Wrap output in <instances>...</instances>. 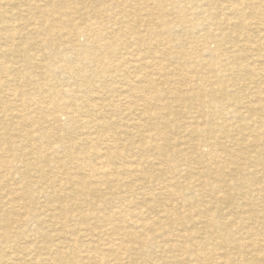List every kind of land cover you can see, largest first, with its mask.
Instances as JSON below:
<instances>
[{"label":"bare ground","instance_id":"1","mask_svg":"<svg viewBox=\"0 0 264 264\" xmlns=\"http://www.w3.org/2000/svg\"><path fill=\"white\" fill-rule=\"evenodd\" d=\"M3 1L0 0V29L4 30V34L0 33V42H2L0 45V74H7L8 78L7 81L0 82V110L8 112L4 114L3 118H0V191H3L2 195L0 194V205L8 207L0 209V264L3 258H9L12 255L24 258L31 253L34 256L30 259L40 257V261L47 264H81L82 259L75 258L74 250L86 247L87 243L83 241L82 237L94 234L93 230H96L95 235L100 238L105 234L102 232L101 223L110 224L109 217L114 214L105 210L104 214L101 213L102 218L94 215L92 209L97 205V202L109 205L123 204L125 208L115 209L123 217L131 210L126 207H133L134 193L137 195L149 193L143 180L147 179L149 173L139 168L142 166L141 160L147 158L151 150L155 151V157L160 163L157 174H154V177L151 176L160 180L158 181L160 193L167 198L177 195L174 187H182L187 178L183 179L182 183H178L174 175L175 172L167 178L166 175L170 169H166L164 161L172 159L174 168L184 165L189 172L187 177H194L191 173L193 172V170L191 171L193 166L191 160L181 157L183 150L173 149L169 146L170 139L181 129L189 133L188 141L195 139V134L197 136L198 141H189L191 142V151L198 149L201 139L203 142L200 145L210 148L218 145L219 151L213 150L208 156L203 155L195 158V162L203 166L204 172L198 189L199 198L206 199L204 200L205 207L201 209L204 222L201 226H196V229H185L179 222L175 224L177 228L181 226L183 229H177L178 238L174 242H170L169 245L166 244L168 248L176 252V254L169 255L168 259L178 263L175 260L179 259V255L185 254V264H264V238L246 244L240 236L243 234L245 238L246 235L264 233V210L253 208L249 201L251 198L258 205H264V136L259 132L260 125L264 124L262 113L264 112V100L261 99L263 104L260 101L258 107L255 106L259 109L255 111L257 125L250 126L249 136L243 138L249 140L251 147L245 144L240 145L239 154H235L237 150L229 147L233 145L229 143L235 138L234 134L239 135L241 128L246 127L244 125L247 122L246 117L236 111V105L242 103L234 92L246 85V79L251 81V77L258 75L257 68L248 61L250 57L247 54L251 47L254 46L257 56L264 59V50L257 47L253 40L254 33L258 36V40L261 35L264 36V2L235 0L236 2L226 5L219 2L215 6V9H228L230 14H234L232 18H214V12L209 7L204 11L206 14L202 18L204 25L202 30L204 29V31L201 33L199 41L205 43L211 38L212 32L209 24L212 26L224 25L226 28L220 32L218 38L222 42L224 38L229 39L228 42L233 48L227 47L223 52V57L220 54L215 55L213 51H207L209 52L207 53L206 49L196 47L195 42H198V39L191 38L194 34L193 29L197 25L193 21L191 11L195 8L199 9L196 5L199 0H189L188 3L182 0H152V5L148 2L149 0H138L136 8L134 7L135 3L130 2L131 0H78L73 5H68V0H47L43 6L39 3L28 4L27 0L26 2L11 0L15 7H22L15 18L4 17L5 13H2V9L9 0ZM207 1L209 0H205V3ZM165 2H169L171 10L178 12L180 17L168 18ZM210 2L212 1L210 0ZM207 6H209L208 3ZM35 20L38 22L35 23ZM139 21L143 22L140 25L147 23V26L137 28ZM35 24L38 25L42 34L38 39H36L38 35L25 34V30ZM250 24L253 26L249 31L246 27H249ZM47 30L48 32H46ZM182 32L188 33L190 41L182 40L180 37ZM21 35L22 40L19 38ZM60 36L65 37L67 41L62 44L61 51L58 48L60 45L56 47L54 42L56 38L60 39ZM124 36L133 39L134 43L138 41L141 47L144 46V49L139 46L136 57L134 52L132 53L133 58L125 53V56L123 54L120 57L116 55L118 44ZM35 45L38 47L34 48L35 51L27 50V46ZM55 47L56 49L52 51ZM44 48L45 50L49 49L47 55H44L45 50L42 51ZM160 48L163 51H176L172 55L174 63L171 64L181 70L180 76L176 79L166 76V73L161 74L163 67L159 64L160 60L164 58H161V54H159ZM188 48L195 55L188 54L190 53ZM34 60L35 62L37 60V64H41L44 60V64L36 66L40 70L38 71V74L41 75L40 78L58 77L60 70L67 72L70 82L64 81L66 88H58V85L51 81L52 84H48L46 90L48 93L46 94L43 92L45 91L44 81L40 83L38 81V84L32 83V77L35 74L28 68ZM139 65L144 71L147 67L153 68L156 70L155 75L138 72ZM261 68L264 70V62ZM194 75L196 77L193 83L194 87L191 86L186 90L181 89L183 82L190 83L191 76ZM97 77H102V79ZM9 78L12 81H19V84L20 82L23 85L28 84L30 87L19 88L15 82L8 81ZM92 79L96 83L92 86L86 85ZM158 79L162 80L161 85L154 82ZM163 84L167 86V90L171 94L168 100H166L167 98L163 100L160 95ZM258 84L260 83L258 82ZM81 85H85L91 92L100 94L99 101L101 102L91 101V98H85L86 95L79 96L74 87L77 88ZM30 92L37 96V98L34 97L35 102L23 103L21 98L23 99ZM190 93L208 94L211 95V98H202L198 103H195L199 105L195 107L198 115L191 118L190 123L184 124L175 118L174 124L171 127L168 126L167 115L162 114L160 109H155L161 108L159 105H164V107L170 108L169 111L174 112L175 106L180 102L186 103ZM58 94L61 96L67 94L70 98H78L79 101L71 109L68 108L67 101L60 102L54 99ZM122 99L125 109H137L138 111L137 116L132 118L133 123L131 124L124 125L121 122L118 125L115 122V120H119L118 113L121 112L119 105ZM43 102L47 104L44 110L40 106ZM203 106L214 110L219 107L232 108L235 120L242 121L241 124L244 125L240 126L241 124H239L240 127L235 126L230 129L225 125L226 123H223L224 119L221 122L216 121V123H221L222 129H219V132L225 137V140L218 142L214 139L210 123H207L213 121L207 118ZM43 111H46L53 122H56L55 126L45 125ZM62 115L67 121L77 122L81 128L85 129L73 135H67L64 131L62 134H57L53 128H63L64 123L59 122ZM160 136L161 138H159ZM200 136L201 138H199ZM150 138H154V140ZM175 138L179 140L180 137L176 134ZM156 139H161L162 143L159 144L155 141ZM103 141L104 147H97V143ZM134 148L138 155L137 171H133L130 164L126 163L128 160H125L133 155V152L135 153ZM175 151L180 156L176 157ZM101 152L104 158H97L96 163L90 162V154H96L95 156L98 157ZM220 153L224 157L217 160L218 156H222ZM144 155L146 156L144 157ZM221 167L231 168L229 172L233 177L231 180L225 178L222 172L224 170ZM58 172H61L62 176L57 175ZM212 174L214 175L211 176ZM15 175L19 176V180L9 183ZM193 180L195 179L193 178ZM117 189H119L118 194H111L113 190ZM182 190L181 188L179 190L180 196H182L180 199L188 207L192 203V199L185 193L183 195ZM40 192L41 202L48 210V213L45 214L47 218L63 223L58 229L56 228L57 230L47 229L46 226V229H42L43 226L40 228L42 223L49 221L35 215L36 205L40 202L38 196ZM217 201L218 203H216ZM69 203L75 204L79 215L78 220L73 222L69 228H64V223L72 216L70 214L72 208L68 205ZM232 203L240 208V213L235 215L231 213L232 215L228 219H220L223 218L222 208L232 205ZM56 206H59V209H55ZM139 207L134 206L133 213H140ZM20 208L25 210L24 217L18 212ZM164 211L158 219L170 220L174 218L172 217L174 212L166 209ZM11 213L13 214L11 215ZM14 213L15 216H13ZM91 218L101 219V222L90 224L88 221ZM246 221L252 222L251 225L255 223L256 230L252 228L255 225L245 227ZM31 224H35V228L32 230L34 236H37L36 242L26 245L24 243L20 248H11L14 246L15 240L28 236L26 231ZM98 225L100 229H97ZM232 226H235L237 231L240 230L239 237L232 234ZM12 227L15 229L13 235L10 234ZM153 229V233L156 234L157 229ZM145 235L142 231H128L123 236L115 238L118 241L115 251L120 253L118 250L121 248L129 250L128 248L131 249L134 243L138 244L137 247L147 244L156 245V240L153 241L154 237L147 238ZM57 236H61L63 240H58L60 238L58 237L56 238L57 242L52 241ZM209 239L216 243V248H222V251L218 252L220 253L218 256L214 255L216 252L210 254V252L196 251V249L202 251L201 249L205 248V243ZM96 243L91 242V245L88 243L87 246L88 248L90 246V249L95 253L92 254V263L102 264L104 255L97 252L98 245ZM5 248H7L6 252H4ZM139 249L136 250L138 251L136 254L140 253ZM113 258L118 259L115 256ZM15 264H26V262L19 261Z\"/></svg>","mask_w":264,"mask_h":264},{"label":"rangeland","instance_id":"2","mask_svg":"<svg viewBox=\"0 0 264 264\" xmlns=\"http://www.w3.org/2000/svg\"><path fill=\"white\" fill-rule=\"evenodd\" d=\"M7 1L8 0H4L3 2H7ZM22 1H25L26 2V0H22ZM45 1H47V0H35V1L34 0H27V2H29L28 4L39 3L42 6L45 3ZM76 1H78V0H68L67 1L68 2L67 4L68 5L69 4L70 5H73ZM132 1L135 3V6L134 7L136 8L137 1L138 0H131L130 2H132ZM182 1L185 2V3H188L189 2V0H182ZM211 1L212 2H210V0H209V1H207L205 3V0H199V1H197V4H196L199 9L195 8V9H193L191 11L192 12L191 14H192L193 21L196 22V24H197V25H195V27L193 29L194 30V34H193V36L191 38L192 39L194 38L196 40L198 39V42H195L196 43L195 44L196 47L204 48V49H206V52L207 51H213L215 55L220 54V56H223L224 57L223 52L226 51V48L227 47L229 49L230 48H233V47L230 46V42H228L229 39H227V38L225 39L224 38V40L222 42L218 38V35L221 34L220 32L221 31H224L226 27H224V25L212 26L211 24H209L210 25V30L212 32V36L205 43H203V42L199 41L200 38H201V33L204 31V29L202 30V28H204L202 18L206 16V14L204 13V11H206L208 9L207 7H209V9L213 10V12H214V18H221V17L222 18H226V17L232 18L234 16V14L233 13L230 14V12L228 11V9H226V10L225 9L223 10L222 8L221 9H215V6H217L219 4V2L223 3L224 5H226V4H229V3H232V2H236V1L235 0H233V1L232 0H211ZM254 1H256V0H254ZM257 1L264 2V0H257ZM148 2L150 3V5L153 4L152 3V0H149ZM207 3H208L209 6H207ZM128 4H130L129 1H128ZM165 5H166V8H167L166 13L168 14V18H170V17L171 18L180 17V14H178V12H175L174 10H171V7H170L169 2H165ZM3 8L4 9H2V13H5L4 14V17L7 18V16H8V18L9 17L15 18L16 14L20 13L22 7H20V6H19V8L15 7L14 6V2L11 3V0H9L8 3H6V6H4ZM6 8H8V9H6ZM225 11H226L227 14L225 13ZM216 12H217V14H216ZM36 22H38V21L35 20V23ZM253 22H256V21H253ZM140 23H143V22L142 21H139L138 22L139 25H137V28L138 27L143 28V27H146L147 26V23H144L143 25H140ZM199 26H200V28H199ZM251 26H253V24H250L249 27L247 26L246 28H248V30L250 31V29H252ZM26 30H25V34H32L34 36L35 35H38V37L36 39H38L40 36H42V34L40 33V30L38 29V25L37 24L29 26L28 29H26ZM0 31H1L0 33L4 34V30L2 31L0 29ZM35 31H37V32H35ZM178 31H180V29H178ZM46 32H48V30ZM179 33H181V32H179ZM51 36L54 37L53 35H51ZM127 37L128 36H124L122 38V41H121L122 43L119 42V44H118V50H117L118 52H117L116 55L120 57L122 54L124 56H125V54L126 55L128 54V55H131L132 58H133L134 55L136 57L137 56V52H138L137 49L140 48L141 46L138 44V41L134 43V40L133 39H129ZM180 37H182V40H185V41H190V39H191L190 36L188 37V33L187 32H182V35ZM19 38L22 40V35ZM56 39L54 40V42L56 43V47L58 45H60V46H58L59 49L61 48L62 44L67 43L66 38L63 37V36L62 37L60 36V39L59 38H56ZM15 40H17V39H15ZM128 40H131V41L129 42ZM253 40H255L254 43L257 44V47H261L262 50H264V36L261 35L259 37V40H258V36L254 33ZM0 43H1L0 45H2V42H0ZM20 46H21V44H20ZM56 47L54 49H52V51H54L56 49ZM239 47H240V45H239ZM252 47H251L250 51L248 52L249 55L247 54V56L250 57V59L248 61L250 63H252L255 68H257L256 70L258 71V75H256L255 77L254 76L251 77L252 78L251 81L249 79H246L245 80V82L247 81V83H245L246 85L242 89H239V88L236 89V91L234 92V94L236 96H238V98L241 99V103H242V104H237L236 105V108H237L236 111H239L241 114H243L246 117L247 122H248V123L246 122V125L243 124L246 127L241 128V130H240L241 133L239 135H237L235 133L234 134V137L235 138H233V141L229 143L231 145L233 144L232 146H229L230 148H232L234 150H237L235 152V154H239V149L241 147L240 145L243 146V144H245L246 146L251 147V143L249 142V140H245L243 138H246V137L249 136V133L251 131L250 126H254V125L256 126L257 125V118L255 117L257 115V113L255 111H256V109H257V107L259 105L258 103L261 101L262 102L261 104H263V101L262 100H264V94H263L264 93V88H263L264 87V84L261 83V82L264 83V70L261 68L262 65H263L264 59H261V57H258L257 56V51L255 50V47L254 46H252ZM34 48L37 49L38 47L36 45L35 46H27V50L29 52L35 51L36 49H34ZM141 48L144 49V46H142ZM44 50H45V48L42 51H44ZM48 50L49 49H46L44 51V53H45L44 55H47ZM60 51H61V49H60ZM129 51H131V52H129ZM160 51H159V54H161V58H164V59H161L162 61L160 60V64H159L161 67H163V69L161 70V74L162 73L163 74L166 73V76H172V77H174V79H176L181 74V73H179L181 71L179 68H175L174 65H171V64L174 63V59H172V55H174L176 53V51H171V52L166 51V50L163 51L162 48H160ZM189 51H190V53H188V54H190V55H193L194 54L193 52L191 53V49H189ZM206 52H205V54L209 53V52H207V53ZM252 58H253V60H252ZM137 59H138V57H137ZM148 59H150V57H148ZM260 59H261V61H260ZM34 62H35V60H34ZM34 62L31 63V66H29L28 70H31L35 74L32 77V83L38 84V81H39V83L42 82V81H44L43 86H44L45 91H43V92H45L47 94L48 92L46 90L48 88V84L50 85L52 83L53 84L55 83L56 85H58L57 86L58 88H60V87L61 88L63 87V89L66 88V87H64L65 84H66L64 81H69L70 82V78H68V73L67 72H62V70H60V74L58 75V77L47 76V78H40L41 75L38 74L39 73L38 71H40V70H39L38 67H36V66H39L40 63L37 64V60H36L35 63ZM42 64H44V60H43V62L40 65H42ZM137 64H139V63L137 62ZM8 65H11V64H8ZM215 66H217V65H215ZM174 69L177 71V73H176V71ZM137 70H138V72H146V73L148 72V73H150L151 76H154L155 75V72H156V70H153V68H149V67H147L146 68V71H144V70H142L140 68V65H139V67H138ZM0 76H1L0 77V82L1 81L4 82V80L7 81V78H8L7 74H2L1 73ZM64 76H66V77H64ZM188 76H190V75H188ZM191 77H192L191 82L190 83H187V84H186V82L185 83L183 82V85H182L181 89H185L186 90L187 88H190L191 86L194 87V84L193 83L195 82L194 80L196 79V77H195V75L194 76H191ZM62 78H64V80H62ZM97 78H99V77H97ZM99 79H102V77H100ZM208 79H210V77H208ZM8 81L15 82V85L16 86L19 85V88L27 89L28 87H30V85H28V84H24L23 85V84H21V82L19 84V81H12V80H10V78H9ZM51 81H52V83H51ZM161 81H162L161 79L160 80L158 79V80H156L154 82L157 83L158 85L159 84L161 85L162 84ZM221 81H223V80H221ZM258 82L260 84H258ZM95 83L96 82L93 79L89 83H87V84H86V82H84V84H86V85L90 84L91 86L93 84H95ZM176 86L179 87L178 84H176ZM161 87H162V93L160 94L161 95V98L163 100H165L166 98H167L166 100L170 99L169 97L171 96V94L168 92L167 86H165V84H163ZM74 89H75V92L77 94H79V96L80 95H86V97L85 96L84 97L85 98L88 97V99L91 98V101H95V100L96 101H99V96H101L98 93L96 94L94 91H92L93 92L92 93L85 85L84 86L83 85L78 86L77 88L74 87ZM149 94H152V93L149 92ZM193 95H195V96L193 97ZM206 95L205 94H202V93L201 94L200 93H192V94L190 93L188 95L190 97L187 99L186 103H183V102L181 103L180 102L177 106H175V111L174 112L173 111H169L170 108H166V106L164 107V105H159V107H161V108H157L155 110H159L160 109V111H161L162 114H164V115L166 114L167 115L166 118L169 120L168 123H167V125L170 126V127L174 124L173 123V120L175 118H176V120H181L182 122H184V124H188V123H190V121H191L190 119L191 118H195L198 115V113L196 112L195 107H197L199 105H197L195 103H198L202 98L203 99L211 98V95H208V94H206ZM260 95H261V98H260ZM60 96H61V94H58L56 97H54V99L56 101L59 100L60 102L67 101L68 104L70 105V106L68 105V108H71V109L74 108L75 107V103L77 101H79L78 98L77 99H73L74 97L73 98H70V96L67 95V94L66 95H62L61 96L62 98ZM1 97H3V96H1ZM34 97L37 98V96H34L30 92L29 95L25 96L23 99L21 98V100L23 101V103H29V101L31 103L32 102L34 103L35 102L34 101V99H35ZM84 97H82V99H83L84 103H86V101L84 100ZM70 101H72V104H70ZM80 101H81V98H80ZM122 101H123V99L121 100V104L119 105V108H120V111H121V112L118 113L119 120H117V121L115 120V122L118 125L121 124V122L124 123V125H126L127 123L128 124H131V123H133L132 122V118L135 117V116H137L138 111H137V109L136 110L135 109H133V110H129V109L127 110V109H125V105H124V103ZM19 102H20V100H19ZM99 102H101V101H99ZM40 106H42V110H44V109H46L47 104H46V102H43ZM255 106H257V107H255ZM203 107H204L205 113L208 116L207 118L209 120L211 119V121H213V122H207V123H210L209 126H211L212 129H213L214 139L215 140H218V142H221V141L225 140V137L222 135V133L219 132L222 129L221 123L220 124L219 123H216V121H220L221 122L222 119H224L223 120V123L224 124L226 123L225 125L227 127H229L230 129L234 128L235 126H237V127L243 126L241 124L242 121L235 120L236 118L234 117V114H233V112L231 110L232 108L230 109L228 107H225V108L224 107L223 108L222 107L221 108L219 107V108H216L214 110V109L208 108L207 106H203ZM253 107H255V108H253ZM261 107H263V106H261ZM210 110H214V111H210ZM228 110H230V111H228ZM257 110H259V109H257ZM251 111H253V112H251ZM7 112L8 111L5 112L3 109H2V111L0 110V118L1 117L3 118L4 117V114H6ZM262 113H263V117H264V112H262ZM42 114L44 116L45 125H48L49 124L48 126H52V125L55 126L56 122H53V120L50 118L51 116H49L46 111H43ZM124 117H126V118H124ZM251 117H252V119H249ZM48 120H49V122H48ZM200 121L202 122V120H200ZM59 122H63L64 123V126L61 129L60 128H53V131L57 132V134H62V132L64 131L67 135H73V134H78L79 132H81V131H83L85 129V128H81V126L77 122L67 121L66 118L63 115L60 116ZM202 124H203V122H202ZM239 124H241V125L239 126ZM247 126H249V127H247ZM262 126H264V124H261L260 125V129L261 130H259V132H260V134H263V136H264V133H263L264 132V127H262ZM121 128L123 129V127H121ZM130 129H131V127H130ZM176 134L180 137L179 140L175 138L176 137ZM12 135H10V136H12ZM188 135H189V133H187L186 130L183 131L181 129L178 133H175L173 135V137L170 139L169 146L171 148H173V149H181V150H183V154L181 155V157L191 160V164L193 165L192 168H191V171L193 170V172H191V173L193 174V176H194L193 178L195 180H193L192 176H188L187 177V174H189V172H188V170L186 169V167L184 165H180L177 168H174V166H173L174 162H173L172 159H170V161L169 160H165L164 162H165L166 169H170V172H167L168 173L166 175L167 178L173 172H175L174 175H175V178L178 180V183L179 182L182 183L184 181L183 179L187 178L183 182L182 187H180V188L183 189L182 192H181L182 194L185 193L188 197H191V199H192L191 202L192 203H190L189 206L187 207L186 203L183 202L182 199H180V197H182V196H180V191H179L180 188L179 187L177 188L176 186L174 188H175V191H177L176 192L177 195H174L171 198H167V197L162 196V194L160 193L159 186H158V181H160V180L152 178V177H154L153 176L154 174H157L158 166L160 165V163L158 162V159H156V157H155V151L154 150H151V152H149L150 155L147 158H143L141 160V162H142L141 165L142 166L139 168V169L142 168L147 173H149V176L147 177V179L146 178L143 179L145 181V185L147 186L149 193L138 194V195L134 193L133 195H135V197H134L133 203H132V206L133 207H126L127 209H131V210L128 213H126V216L124 215L123 217H121L115 211V209L117 210V209L120 208V210H121L122 208H125V206L123 204L117 205V203H113V204H110L109 205V204H106V203H102L101 204V203L97 202V205H95L93 207V209H92V211H94V215H97V217H100V218H102L101 215L104 214L105 210H108L112 214L114 213L112 216L109 217L110 224H107V222L106 223H101L102 224L101 228L104 230V231L102 230V232L105 233L104 235L101 236L102 238L101 237L99 238V236L95 235L96 234V230H93L94 234H88L86 237L85 236L82 237L83 238V241L85 243H87V244L90 243V245H91V242H93V243H96L97 242L96 243L98 245L97 252L99 254H103L104 255L103 256L104 259L102 261V264H107V263L108 264H113V263L114 264H178V263L179 264H185V262H186V260L184 259L185 256H186L185 254L179 255V259L178 260H175L178 263L173 262V261H171V260L168 259L169 255L176 254V252H175V250H171L170 248H168L166 246V244L169 245L170 242L172 243V242H174L178 238L179 232H178L177 229H183L181 226L177 228V225H175L176 223H178V222L179 223H182L183 226L185 227V229H190V228L196 229L198 226H201L202 223L204 222V218H202L204 216L201 213V209H203L205 207V201L204 200H206V199L205 198H199V196H198V189L200 187V182L199 181H201L203 179V173L204 172H203V166L202 165H199V163L195 162V158L197 159L198 156H203V155L204 156H208V155H210V153L213 152V150L214 151H217V152L219 151V148H217L218 145H215V147H212V148L207 147V146H204V145H200L203 142L202 139H201V142H200V144L198 146V149L195 150V151H191L192 150V148H191V142H189V141L196 142L198 140H197V136L195 134V139H190L188 141L187 140V138L189 137ZM159 138H161V136ZM199 138H201V136ZM150 139L151 140H154V138L153 139L150 138ZM155 141H157L159 144L162 143L161 139H156ZM104 145H105L104 141L97 143V147H104ZM163 146H165V145H163ZM249 147H247V148L249 149ZM134 151H135V153L133 152V155H130L125 160L126 161L128 160L126 163L130 164L131 169H133V171H135V170L137 171V168H136V160L138 161V155L136 154V148H134ZM90 155H91L90 156V160H91L90 162L96 163L98 161L99 157H102L103 156V153L101 152L100 155L97 154V155H99L98 157L95 156L96 154H90ZM175 155H176V157L177 156H180L176 151H175ZM221 155L222 156H218L216 159L217 160H221L222 157H224L223 154H221ZM145 156L146 155H144V157ZM102 158H104V157H102ZM133 161H135V162H133ZM110 166L112 167V164H110ZM221 168L224 170L222 172L225 175V178H227L228 180H231V178H233L232 175L229 173L230 170H231V168L230 167H228V168L226 167L225 169L223 167H221ZM57 175H59V176L61 175L62 176V173L61 172H58ZM213 175L214 174H212L211 176H213ZM34 176H35V174H34ZM32 177H33V174H32ZM211 179H212V177L209 178L210 181H211ZM18 180H19V176L18 175H15L13 178L10 179L9 183H12V182L18 181ZM136 189L137 188H135V190ZM136 191H139L140 192V190H136ZM2 193H3V191H0V194L1 195H2ZM106 193H108V192H106ZM118 193H119V189L113 190L111 194L116 195ZM38 196L39 197L41 196V192L39 193ZM39 200H40V202L36 205V208H35L37 210V212L35 213V215H38V216L42 217L43 219L47 220L48 218H47V215H45V214L48 213V210L45 209V207L43 205V202H41L42 201V197H40ZM249 201H250V204H252V207L253 208L264 210V205L263 206L262 205H258V203L255 200L251 199V198L249 199ZM176 202H177V204H176ZM216 203H218V201ZM56 204H58V203H56ZM68 205L72 208V209H70V214H72V216H71V218L69 220H67L64 223V226H65L64 228H69L70 225L73 222H75V221L78 220V215H79L78 212H77V210H76V208H75V204L74 203H69ZM139 205H140V207H139ZM134 206L139 207V209L138 208L137 209L140 211V213H133V211H135V210H132L134 208ZM7 207L8 206L5 207L4 205H0V209H2V210L3 209H6ZM163 207L167 211H170L172 213L174 212V214H172V217H174V218H172L170 220H168V219H158L160 217V214H162V213L165 212L164 209H163ZM55 209H59V206H56ZM43 211H44V213H43ZM222 211H223V214H222V217L223 218H220V219H228V217L232 215L231 213H233L235 215V214L240 213L241 210H240V208L236 204L232 203V205H229V206H226V207L224 206L222 208ZM12 212H14V211H12ZM18 212L20 213L21 216H23V217L25 216V214H24L25 210L24 209L20 208L18 210ZM12 214L13 213H11V215ZM13 216H15V213H14ZM188 218H190V219H188ZM88 222L90 224H93V223L99 224L101 222V219L91 218V219H89ZM141 223H142V225H141ZM251 223L246 221V223H244V226L245 227H249V225L250 226H254L255 225V223L253 225H251ZM62 224L63 223L61 221H58L57 222V220H49V221H46V222L42 223V225H40V228H42V226H43L42 229H44V228L46 229V227H48L47 229H50L51 228L53 230L54 229L57 230L59 228V226L62 225ZM34 225L35 224L29 225L27 227L28 228V231H26L27 234H28V236L27 237H20V238H18V240H15L14 246L11 247V248H13V249L15 247L20 248V246H23L24 243H25V245L26 244H30V243H32V244L35 243L36 242L35 240H37V236H34V234H33V230L32 229L35 228ZM192 226H194V227H192ZM114 227H115V231H114ZM158 227H159V229H158ZM153 228H156L157 229L156 234L153 233V230H154ZM252 228L254 230H256V225H255V227H252ZM97 229H100V226L99 225H98V228ZM133 230H137V232L138 231L144 232L146 234L145 236L147 238H150L151 236H152V238L154 237L153 238V241L156 240V242H157L156 245L147 244L145 246L137 247L138 244L134 243L132 245V248L131 249L128 248L129 250H127L126 248L125 249L124 248H121L120 250H118L120 253L116 252L117 250L115 251V248L118 247L117 246L118 241L115 238L121 237L124 234H126L128 231H133ZM239 231L240 230L237 231V228L235 226H232L231 232H232L233 235H237L239 237V235H240L239 234ZM106 233H108V234H106ZM10 234H12V235L15 234V229L13 227L10 229ZM240 236H242L241 238H242V240L243 239L245 240L246 244H249V243H252L253 241L259 240L260 238H264V233L263 234H260V235H255V234H253L251 236L246 235L245 238L243 237L244 236L243 234L240 235ZM58 237H60V238H58ZM56 238H58V240H63V239H61L62 238L61 236H57L52 241L57 242V239ZM113 238L115 239V241H114ZM19 242L20 243L22 242V243L20 244ZM68 243L70 244L69 241H68ZM204 243H205V241H204ZM87 244H86V247L88 248ZM215 244L216 243L213 240H210L209 239L205 243V248H202L201 249L202 251H199L198 249H196V251L197 252H210V254L212 252H216V254H214V255L215 256L216 255L218 256L220 254L218 252H221L222 251V248H216L217 245H215ZM86 247L84 246V247H79V248L75 249L74 250L75 258H78L79 257V259H82V263L81 264H93L92 263V256L93 255L92 254L94 252L90 249V246H89L88 249ZM107 249H109L111 251H109ZM137 249H139V252H140L138 254H136L138 252V251H136ZM231 249L234 250L233 248H231ZM6 250H7V248L4 249V252H6ZM8 251H9V249H8ZM115 252H116V254H115ZM188 252H189V250H188ZM31 254L28 255V256H25L24 258H22V257L19 258L17 256H13L12 255V256H9V258H6V259L3 258L2 261H1V264H8V263L9 264H13V263L15 264V263H17L19 261L21 263L25 261L26 264H44V263L47 264L44 261H40V259H41L40 257H37V259L36 258H33V260L30 259V258H32V256H34V254H32V255ZM107 254H110V255H107ZM114 256L115 257H118V259L115 260L113 258ZM123 256H125V257H123ZM13 259H15V260H13Z\"/></svg>","mask_w":264,"mask_h":264}]
</instances>
